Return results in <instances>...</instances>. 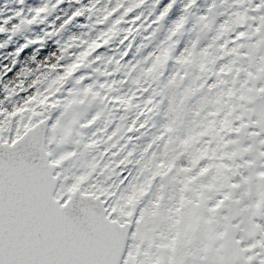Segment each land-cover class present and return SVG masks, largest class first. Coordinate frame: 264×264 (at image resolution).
<instances>
[{
	"label": "snow or ice",
	"instance_id": "6c2138e0",
	"mask_svg": "<svg viewBox=\"0 0 264 264\" xmlns=\"http://www.w3.org/2000/svg\"><path fill=\"white\" fill-rule=\"evenodd\" d=\"M63 2L30 9L31 18L21 19L16 27L43 23ZM143 3L90 0L74 8L57 31L87 14L89 20L96 17L91 25L95 35L80 41L82 50L71 63L60 66L62 74L50 80L37 76L27 89L20 82L21 91L29 94L0 120V264H264V170L245 176L240 169L250 161L236 163L252 151L253 145L245 147V140L264 145V138L257 141L264 134V86L256 87L257 81L264 82V63L255 75L247 73L251 88L245 87L248 80L237 88L235 76L224 77L233 72L245 45L228 39L220 43L245 22V16L237 13L235 19L220 24L201 52L196 51L202 38L198 34L192 47L175 58L181 68L199 58L200 75L184 87L179 105L169 99L161 134L142 146L133 140L144 138L141 130L152 114L159 113L168 93L183 84L179 71L162 82L161 69L173 51L168 42L185 22L183 16L174 21L165 39L141 55L160 32L171 7L150 22L148 17L141 21L142 13L125 19ZM262 6L264 0L257 9ZM137 21H141L139 29L123 27ZM208 27L205 24L201 33ZM149 29L150 35L143 37L148 43L136 45L133 58L121 64L133 49V32ZM255 33L260 35L249 46V56L264 51V33L260 28ZM247 35L239 32L237 39ZM116 41L124 50L114 60L101 50ZM71 47L65 44L57 63L45 61L43 66L56 70ZM228 57L233 59L217 71L216 65ZM96 61L105 64L104 71L93 70L99 76L123 71L124 78L85 83L89 77L76 74ZM112 63L116 68L109 72L106 68ZM240 71L235 69L237 75ZM213 75L215 82L207 85ZM125 85H129L126 90ZM205 85L208 93L192 110L190 127L183 135L172 136L184 101ZM5 91L17 95L14 88L6 86ZM238 101L254 107L245 108ZM240 108L244 111L238 112ZM165 134L169 135L163 151L149 154ZM259 156L264 157V152Z\"/></svg>",
	"mask_w": 264,
	"mask_h": 264
},
{
	"label": "flooded vegetation",
	"instance_id": "af4514ba",
	"mask_svg": "<svg viewBox=\"0 0 264 264\" xmlns=\"http://www.w3.org/2000/svg\"><path fill=\"white\" fill-rule=\"evenodd\" d=\"M90 0H80V4L76 3V0H64L63 4L57 5L54 10H51L47 14V18L43 23H37L33 25H20L19 28L16 26L20 24L21 19L27 17L31 18L30 9L35 7H40L43 4L51 5L56 4V0H0V28L4 31L0 32V100H4V103L0 104V111L5 113L4 116H0V120H4L7 114L12 112L17 106L18 102H22L24 96L29 94L28 92L21 91L20 82L24 81L23 88L27 89L28 85L31 84L34 78L28 75L31 69H39L41 64L45 61L49 63H57L56 56L61 55V49L65 44H73V47L69 48L64 59L59 61L56 70H49L52 75L49 76V80L54 78L57 74H62V69L60 66H66L71 63L75 56L78 55L79 51L82 50L83 45H80V41L87 40L90 36L95 35V29L91 25L95 22V16L92 20L87 18V14L84 17L79 18L70 25H66L63 30L57 31L59 24L70 14L74 8H79L84 4H88ZM261 0H144V3L140 5L139 8L134 9L133 13H130L126 20L133 19L134 15L141 14V21L144 17H148L149 22L158 16L161 11L168 5H171L168 11V15L160 26V32L157 34L156 38L149 44V47L144 49L141 55L147 54L148 51L155 49L156 45L163 41L166 35L169 34L170 28L174 26V21L178 20L180 17H185V22L179 32L172 37L171 43L174 45L171 58L161 69L163 75L161 77L162 82H166L169 76L179 71L180 76L184 77L183 84L171 92L164 100V105L159 113H153L148 125L142 132L146 135L143 139L133 143H139L142 146L151 142L154 135H160L162 132V126L166 123L163 116V111L169 103V99H173L174 103L179 105L180 101L183 99L184 87L187 86L195 76L200 75L199 63L200 59L197 58L196 61L184 68H181L175 63V58L181 53L185 52L186 49L192 47V43L196 41L198 34L202 36L197 46L196 51L201 52L203 49L207 48L212 40V37L216 35V31L220 24L228 21L230 19H235L237 13H242L245 16V22L236 27V30L230 33L227 37L221 39L220 43H223V39H228L235 44L245 45L239 49L240 58L234 65L233 72L227 74L224 78L231 79L233 76L237 79L236 87H240V83L244 80H248L245 85L246 88L252 87V80L249 79L247 73L256 74L258 67L264 63L261 57L264 56V51L257 52L255 56H249L251 45L255 44L259 38L258 33H255L257 28L261 29L264 33V6L257 9V5L260 4ZM113 5L110 4L109 7ZM127 6V5H126ZM97 8L101 5L97 4ZM17 13H23L22 16H18ZM43 15V14H42ZM141 21H137L135 24H124L125 28L139 29ZM208 24L209 27L204 29L201 33V29L204 25ZM157 27V25H153ZM56 32L55 35H46ZM239 32H246L247 37H241L237 39ZM151 29L148 32L140 30L139 33L133 32L135 35V40L133 41V49L129 52V55L121 61V64L126 63L128 60L133 58L135 53V46L140 43H148L143 37L150 35ZM79 37V40L73 42L70 40L71 37ZM42 40V43H30L32 41ZM129 40L132 37L129 36ZM128 41H125L127 44ZM234 43H229V47H234ZM27 45V47H25ZM77 45H80L77 47ZM124 50V45H120L118 41L111 44L109 47L102 49L107 56H111L115 59H120V54ZM55 53V55H53ZM139 58V57H137ZM228 59H233V57H228L221 60L216 65V70H219L220 64L226 63ZM99 68L101 71L105 70V64L101 61H96L91 65L90 68L81 69L76 75H86L89 77L85 83H91L92 80H99L103 82L105 79H123V71L115 73L111 77H102L98 73L93 71ZM116 68V64H108L106 70L113 72ZM239 68L241 71L239 75L236 74L235 69ZM135 75V74H134ZM216 80V76L213 75L207 80V85H211ZM205 88L194 96L188 98L184 101L183 111H181L176 119L175 132L171 133L172 136L183 135L188 127L191 125L192 120V110L196 107L198 102L208 93V87ZM10 89L14 88L16 90V96H8L5 91V87ZM129 85L124 86V90L127 89ZM264 86V82L257 81L256 87L259 88ZM155 87V85H154ZM31 91V90H29ZM239 95V94H238ZM8 96V99H4ZM159 99V97L157 98ZM238 103L243 104L245 108H252L254 104L247 103L246 101H238ZM39 110V109H38ZM244 111V108L238 109V112ZM18 119V118H17ZM245 121L247 116L244 117ZM255 119V117H253ZM237 125L240 123L236 122ZM9 127H15V120L9 125ZM258 131V129L249 128L248 131ZM7 134V133H6ZM129 135L139 136V133H130ZM169 134H165L164 140L158 141L153 144L152 148L149 150V154L156 152L158 155L164 149V142L168 139ZM232 138H235V134H232ZM264 138V134L261 137ZM249 144L253 145L252 151L246 154L243 160L237 159L236 163L243 164L244 161H250V164L241 168L240 171L247 176L249 172L264 170V157L259 156V152H264V145H260L258 142L253 144L252 140H245L244 146L247 147ZM227 162V161H225ZM239 180V176L233 178V183ZM159 183L157 179L154 182L152 191H156V185ZM103 199V197H101ZM152 251H155L153 249Z\"/></svg>",
	"mask_w": 264,
	"mask_h": 264
},
{
	"label": "clouds",
	"instance_id": "9594fccd",
	"mask_svg": "<svg viewBox=\"0 0 264 264\" xmlns=\"http://www.w3.org/2000/svg\"><path fill=\"white\" fill-rule=\"evenodd\" d=\"M31 77L36 78L37 76H51L52 73L49 71L48 68L43 66V63L41 64V67L39 69L33 68L31 69Z\"/></svg>",
	"mask_w": 264,
	"mask_h": 264
}]
</instances>
